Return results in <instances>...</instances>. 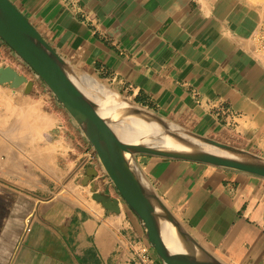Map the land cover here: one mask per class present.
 I'll use <instances>...</instances> for the list:
<instances>
[{
  "label": "crops",
  "instance_id": "0c3cea01",
  "mask_svg": "<svg viewBox=\"0 0 264 264\" xmlns=\"http://www.w3.org/2000/svg\"><path fill=\"white\" fill-rule=\"evenodd\" d=\"M9 1L82 78L264 158V64L253 52L262 4ZM0 55L14 59L2 41ZM2 67L24 76L14 65ZM25 77L31 86L0 84L7 100L0 110V264H140L141 246L162 264L75 122L40 81ZM136 160L167 211L212 256L264 264V179L186 161ZM95 193L118 199L120 213L107 211Z\"/></svg>",
  "mask_w": 264,
  "mask_h": 264
},
{
  "label": "water",
  "instance_id": "95a60500",
  "mask_svg": "<svg viewBox=\"0 0 264 264\" xmlns=\"http://www.w3.org/2000/svg\"><path fill=\"white\" fill-rule=\"evenodd\" d=\"M0 41L37 76L62 109L75 122L110 180L122 203L137 218L149 245L162 264H186L188 255L200 264H223L201 247L167 211L139 166L136 156L186 161L234 170L264 179V158L235 146L197 135L159 115V125L142 129L134 140L120 138L103 117L102 107L81 87V75L63 61L24 15L9 1L0 0ZM0 84L31 86L10 67L0 68ZM115 92V91H114ZM156 143H150L154 142ZM94 199L120 213L118 199L95 193ZM170 232V241L164 229Z\"/></svg>",
  "mask_w": 264,
  "mask_h": 264
},
{
  "label": "bare ground",
  "instance_id": "6f19581e",
  "mask_svg": "<svg viewBox=\"0 0 264 264\" xmlns=\"http://www.w3.org/2000/svg\"><path fill=\"white\" fill-rule=\"evenodd\" d=\"M19 60H21V59H19ZM21 62L24 63L22 60H21ZM17 74L20 75L19 73H17ZM21 76H23V75H21ZM78 83L92 98H93V96L84 88L85 84L90 85L94 88H97L103 93L105 99H107V101H108L107 103L98 102L94 98L93 99L95 101H97L98 104H100L102 107H105L106 109H108L107 112H102L101 114L110 123V126L112 127V129H114L115 133L120 138H122L124 140H134L137 138L138 134L140 133V131L142 129L156 127L159 125V120H157L151 113L146 112V111L140 109L139 107H136L135 105L131 104L129 101L120 97L112 89H110V88H108L102 84H99L98 82L94 81L93 79L82 78L81 80H78ZM17 89L18 88H16V90ZM10 91H12V90H10ZM4 93H5V91H4ZM11 93H13V91ZM6 101L4 102L3 98H0V110L2 109V105L4 103L7 104ZM8 108H9V106L7 107V110H8ZM150 143H156V141L150 142ZM96 159L98 160L97 156H96ZM100 167H101V165H100ZM101 169H102V167H101ZM102 171L104 172L103 169H102ZM118 198L120 199L119 196H118ZM164 233L166 235V238L170 241V237H169L170 232L167 231V229L165 228ZM185 263L186 264H200V262L191 255L186 256Z\"/></svg>",
  "mask_w": 264,
  "mask_h": 264
},
{
  "label": "built area",
  "instance_id": "2783aa9c",
  "mask_svg": "<svg viewBox=\"0 0 264 264\" xmlns=\"http://www.w3.org/2000/svg\"><path fill=\"white\" fill-rule=\"evenodd\" d=\"M254 43V56L261 60L264 64V15L260 21L259 27L253 38ZM138 258L140 264H155L152 259L148 257V249L146 246H141L139 249Z\"/></svg>",
  "mask_w": 264,
  "mask_h": 264
},
{
  "label": "rangeland",
  "instance_id": "374dc122",
  "mask_svg": "<svg viewBox=\"0 0 264 264\" xmlns=\"http://www.w3.org/2000/svg\"><path fill=\"white\" fill-rule=\"evenodd\" d=\"M255 4H262L264 7V0H250ZM263 15H264V8H263ZM0 57H2V55H0ZM13 60H10L8 57H2L0 64L1 65H6V64H11L14 65L16 67V69L21 73V74H26V76H28L30 79L29 80H37L38 78L37 76L30 70V68L28 66H26L24 63L21 62V60H19L18 58H16V56H13ZM19 60V61H18ZM43 87H45L43 85ZM91 95L93 96V98L95 100H97L98 102H104L107 103V99H105L103 93L97 89V88H91L90 90Z\"/></svg>",
  "mask_w": 264,
  "mask_h": 264
}]
</instances>
